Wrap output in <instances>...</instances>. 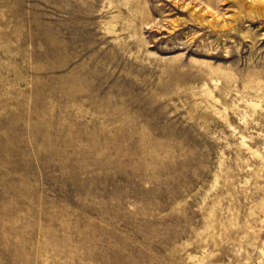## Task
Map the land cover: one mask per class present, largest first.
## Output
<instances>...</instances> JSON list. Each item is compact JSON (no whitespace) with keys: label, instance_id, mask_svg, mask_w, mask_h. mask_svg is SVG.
<instances>
[{"label":"rangeland","instance_id":"374dc122","mask_svg":"<svg viewBox=\"0 0 264 264\" xmlns=\"http://www.w3.org/2000/svg\"><path fill=\"white\" fill-rule=\"evenodd\" d=\"M0 264H264V0H0Z\"/></svg>","mask_w":264,"mask_h":264},{"label":"bare ground","instance_id":"6f19581e","mask_svg":"<svg viewBox=\"0 0 264 264\" xmlns=\"http://www.w3.org/2000/svg\"><path fill=\"white\" fill-rule=\"evenodd\" d=\"M259 1H262V0H259Z\"/></svg>","mask_w":264,"mask_h":264}]
</instances>
